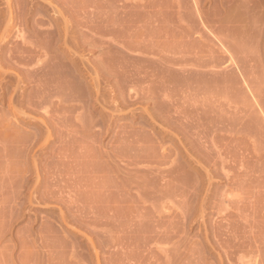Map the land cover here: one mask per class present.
Here are the masks:
<instances>
[{
    "label": "rangeland",
    "instance_id": "obj_1",
    "mask_svg": "<svg viewBox=\"0 0 264 264\" xmlns=\"http://www.w3.org/2000/svg\"><path fill=\"white\" fill-rule=\"evenodd\" d=\"M35 1H37V0H0V37L2 36L1 38L3 39L2 40L0 38V42H1L0 43V70L3 71V72L0 71V264H264V156H263L264 155L263 154L264 153V139H263L264 138V127H263L264 126V116H263V114H264V103L262 102L260 104V102L258 101L260 105L258 104V102L255 100V98L257 99L256 94L252 95V93L250 92V90L246 86L245 82L242 80L241 76L238 75V73H237L238 71L236 70L235 66L229 65L228 61H226L225 58H223L224 55L223 56L221 55L222 54L221 50L219 49V47H218L219 45L215 39H217L218 37H221V39H223L224 37H222V35L218 36L217 34L211 32L210 30L213 29L214 27L212 28L204 22L205 18H208L210 16V14H212L213 12H216V11H218V17L220 20L225 19L224 17H226L228 15H231V11H229L230 7H228L229 4H227V2L220 4L221 2H223V0H133V1H131V0H128V1L127 0L126 1L125 0H116V3H114L115 0H110V1L109 0H107V1L106 0H90V2L93 1L95 3L94 5H97V6H93L94 8L91 7L92 9L90 7H88V9H86V10H88L90 12L85 11L84 14L81 13V18L83 20V17H84V20H83L84 22L86 20L88 21L89 19H90L89 21L93 20L94 23H96L98 25L99 30H101L100 33L102 32L103 35L97 34L94 36L93 33H89V30L85 26H83V27L79 26L81 29H83L85 27L84 30H81L80 28H78L76 26L78 29V30H76V28L74 29L75 25L72 24L73 25V27H72V26H70L71 24L69 23V30H68L69 34H70V32L72 33L73 30H75L74 31L75 35H74V32L72 33L73 34L72 37H74L73 38L74 40L71 39V37H70L72 34H70V36H69L70 37L69 39L73 40V43H71L72 52H68L69 50H66V46L62 45V43H59V42H58L57 47H56L57 53L61 54V55H65L69 61L74 62L80 58L85 63L86 68L87 67L89 69H95L96 68V71L100 70V72H97L98 78L99 77L101 78L104 75V77L102 79H100V78L99 79L100 80H103L104 78L109 79L108 83L104 84L103 81H102V83H100V86L105 88L106 93L109 91L111 93H114L113 92L114 87L112 86L111 80L113 79V77L117 73V70L115 69L116 67H114V66L112 67V65H111L109 68L108 64L106 62L112 57L115 60V58L118 57L120 54H123V55L124 54H131L127 51V49L121 47L120 40L122 43L124 42V44L126 43L129 46H133V47L135 46L136 47L139 45L138 47H141V51L143 52L142 55H145L149 58H158L159 56L165 57V55L170 56L172 52H174V53L176 52L174 54V55H176L175 57L179 58L180 64L183 62L182 67L185 69L191 68L194 70H196V69L198 70L199 68L196 65H199V62H203L207 57L206 55L209 53L211 55L216 56V58L218 57L217 62L219 61L220 63L215 62L212 70H214V71L219 70V72H221L222 70H224L226 68L225 69L226 75L230 78L231 83H229V81H228L227 82L228 85L223 86L221 84V82L219 81V79H217L218 83L216 84L215 77H214V78H212L211 82L207 84L206 79L210 80L208 75L202 76L200 74L201 77H199L200 75L199 76L193 75L195 77L194 81L197 80L196 82H198V83L201 82L200 84L202 86V88H200L201 87L200 84H198V83L195 84V82L193 83V85L194 84L196 85V86L194 85V87L197 91V92H194V97L192 98L194 102L192 101V99L191 100L189 99L190 100V102H189L188 97L186 96L188 93H186L187 90H185L184 87L181 88V90L184 89L186 91L185 92L183 90L185 92V93L183 92L184 94H182V91H179L180 93L178 92L179 94L182 95V96H180V101L181 102L183 101L182 103L185 102L184 106H187V105H192V106L195 105V107L202 106L199 108L200 109L203 108V110H206V111L208 109V112L211 111L210 110V109H212L211 107L215 106V108L213 107V110L216 112L215 114L217 115V113L218 114L222 113V115L220 114V116H222V117L224 116V118L226 120V121L225 120L223 121V123H222L223 125L221 124L222 127L218 123L214 124V126H210L211 124L207 125L208 127L206 129V132L208 133V135H207V133L202 134L200 136V138L202 137L203 139L202 138L200 139L198 137L199 138L198 140L201 142V147L199 144H197V143H199V141L197 143H195L196 140L195 141H192L190 139L185 140L186 137L183 134L182 135L180 134L181 132H180V130H178L180 128L178 126H175L174 124H172L173 122L172 123L170 122L171 124H169V125H171V126H169V128H168V126L165 125L164 123L168 124L169 121L166 120V122H164V120H163L166 117H164L163 119L160 118L162 115L165 116V114H161V115H159L160 113L154 114L157 111L154 109L152 110V108L150 109V107H152V105H150V104L147 105L146 103H141V105L137 103L136 105L131 106V108H134V109H131L132 110L131 113H130V111H128V113H126L127 111H122V112H119V114L118 113L116 114L115 112H114L115 114H113V112H112V114L114 116L111 114L112 115V116H110L111 118L108 117V119L110 120L109 122L111 123L110 131L107 134H105L101 139H99L100 142H99V140H97L98 141L97 143L88 142V141H87L88 143H86V140H82V141H81V139L79 141L76 140V141H78L77 142L78 144L80 142H84V144H82V143L81 144L85 145V143H86L87 145L91 144L92 146L88 145L89 147H87V148H84V146H81L82 148H80L81 144L78 146L76 144H73V146L71 148L69 146H71L72 143H75L73 141L74 138L72 139V143L69 146H68V144H70L69 143L70 137H68L66 135L67 138L64 136V139H63V142L68 141V144L66 146L69 147L70 150L69 149L68 150L71 151V152L67 151L66 147H65L66 148V151H65V148H64V151H65V152H63L64 156H65L64 158L68 157L69 154H70L69 156H71L70 158L68 157L66 159V163L69 164L68 166L65 163V160L62 158V161L64 160V162H63L64 168L68 167L67 169H72V168L80 169V167H85V166L87 167L89 162H87V165H85L84 164V163H86L85 160L88 159L89 157L91 158V156H89L88 153H90V155H91L94 151L96 154L95 155L96 159L98 158L97 159L98 164L96 161L95 163H93V166H95V167H96V165H98V166H97V168H95V170L93 169V172H95L98 169V173H101V174L96 173V175L99 179L101 177L100 175L104 176V174H106L108 172V175H110L112 177L115 175H117L119 177H124V176L128 175L132 178L133 181H136V180L141 181L147 175V174L145 175V173H146L145 171L147 170L146 168L153 167L152 164L150 166L149 163H147V164L145 163L146 162L145 157H146V155L148 157V152H149V154H152L153 152L154 153L157 152L159 154V152L162 151L161 150L162 147L171 148L172 146H174L176 151L180 154L179 155V157L181 159L180 161H182L184 163L183 164L184 167H187L188 170L190 171V173L192 171L191 174L193 176L191 175V178L193 179V181H195L194 182L195 190L197 191V193H194V195L197 194L196 195L197 197L194 196L196 199L193 197V199H192L193 202L192 201H191V203L189 202V204H188L189 207L187 205V207L190 209L186 208L187 216L184 217L185 219L182 218V220H181V218L180 219L179 218H171V217H173V213H175V214L179 213L180 209L177 208L178 206L176 207L177 204L176 205L174 204L175 205L174 206L173 204L168 203L170 206L167 204L166 207L169 206L170 209H168L166 207H165V209L162 207L159 209L158 207H160V206H159V204H157L155 209L158 208L159 210H161L160 211L161 218L157 221L158 217H155V216H157V213L154 212V208H152L149 204H144L143 206L145 207V209L141 210L140 207H136V205L137 206H141V205L137 204L135 202H132L130 197H127L130 199V200L128 199L129 201L124 200V199H120V198H119V200H122V202L119 200H116V199H118V197L121 194L124 195V193L120 192L121 190L119 187L116 188L117 189L116 192H118V193L120 192L121 193V194L119 193L120 195L115 194L116 192L114 193V191H110V193L113 192L112 194H114V197L116 195L117 198L115 197L114 203L112 202L113 200L109 201L110 204H108V206L111 204L113 206V204H114V206L113 207L111 206V208H112L113 214H115V213L116 214L113 215L114 218L112 217V218L108 219L107 217L109 215V212H108V209H105L108 206H106L107 204L104 203V201L108 202L107 201L108 199H106L108 196L106 195L107 197L105 198V197H102L103 195L102 196H100V195L105 194V193L107 194L109 192L105 188H102L103 190H101L100 185L98 187L99 190H98V188H96V185L98 186V184H103V183H100V182H102L101 181L102 178L99 182L97 180L98 178L94 179V178H96L95 177L96 175L94 173H92V174H94V176H93L91 174V172H88V171H92L91 170L92 168L89 167L90 164L92 165L91 162L88 166L90 169L84 170V168L83 169L81 168L82 170L80 169L81 170L80 172L78 170H76V173H74L75 169H74V172L72 169L68 172L65 171L62 173H61V170L59 169L57 172V175H56L57 176L56 178L61 180V181L63 180V177H64L63 181H65V178L68 177L67 179L70 180L71 178L74 177V175H76L75 176L76 179L71 180V182L77 180V182L75 181V183H73V184L75 186H76V184L79 185V187L78 186L74 187L77 189V192L80 196L79 200L77 199L78 195L77 196L75 195L77 193L73 194L74 197H72L73 195H71V194L74 193V191H76V189L73 190V192H71L72 190H69L70 187L68 185H72V184H70L69 181L64 182V183H68L67 184L68 190L65 188L64 189L65 191H63V188L66 187V184L64 186V183L62 181V182H60L61 184L58 185L55 182L59 183V181L52 180L50 182L49 186L51 185V183L54 186L55 185L60 186V188L63 185V188H61L62 197H63L64 193H65L64 197H66L67 196L66 193H68V191H70L71 194L70 193L69 194L72 197V200H71L72 202L69 203L66 200V198L63 197V200H66V204L60 203V206H59V204L57 202H55V200L52 199V197L50 198L51 200L48 199L49 196L47 197L48 200L46 198L45 199H39V198L37 199L36 198L29 203L27 202L28 205L26 202L23 204H20L19 207H20L21 211L20 212L18 211L17 214L15 212H14L15 213L14 215L12 214V212L10 210L13 211L14 206L12 205L13 202L11 201V196H13V194H14V191H13L15 189L14 186H16V184H18L15 182H18L22 177L21 174H23V173H20V172L22 169H24V165L23 166L20 165L21 162L18 159L20 157L17 155L18 153L16 152L17 150H15L16 149L15 146H13L11 144L13 140H11V142H10V139L17 137V134L19 136V135L25 133L26 132L25 130H27V129H28L27 131H30V130L34 131L37 129V125H35L36 120L30 119L27 117L29 110L24 108L23 107L24 105H21L22 107L20 105L16 106V109L22 111L23 114L17 113V114H15V116H13L12 110L9 108V104L7 102L9 100L6 99L9 96L14 101L17 98L22 100V101H26L27 100V98H26L27 92H30L33 89L32 84L28 83L26 80H24L23 72L18 70L19 68L17 67V64L16 63H15L16 65L14 63L12 64V62H14L15 60L11 59V57L15 55V52L17 54V49L21 44L20 39L16 37L17 33H15V32H17V29L22 28L18 24L19 20L16 19V16L19 12L18 6H19V4H21L23 7L26 5L24 8L25 9L28 8L26 10L30 11L33 7H35L34 6L35 4L39 3L37 6L38 7L40 6V8L42 6V9H44V12H45L44 15L52 14L50 16L55 17L57 19L58 23L60 22V20H59L60 17L57 14H55L53 10L51 12V9H49L48 6H46V3H43V1H40V0H38L37 3ZM134 1H136L138 3L134 2ZM16 2L17 3L19 2L17 4L18 8L16 7ZM126 2H128V3H126ZM43 4H45V6ZM98 4H100V5H98ZM29 5H32V7L31 8L28 7ZM172 5H174V6H172ZM177 5H178V7H177ZM43 6L45 8H43ZM139 6H140V8H139ZM95 7H97V8H95ZM174 10H176V12ZM8 11H9V14H8ZM86 12L89 13L90 15L87 14ZM43 13H41V14L43 15ZM139 13H141V14H139ZM11 14H13V16ZM34 15L35 14L33 13L32 17H30V18H33ZM40 15L36 14L35 15L36 17L34 16V18H38V17L44 18L45 17L44 15L43 16L42 15L40 16ZM85 15L87 16L86 19H85V17H86ZM56 16H58V17H56ZM93 16H94V18H93ZM125 16H128V17H125ZM130 16H131V18H130ZM220 16H221V18H220ZM78 17L80 18V16H77L75 18L78 20ZM120 17H122V18H120ZM8 18H11V19L14 18V20L12 19L13 20L12 21L11 19H8ZM30 18H29L28 23L33 21V19H30ZM227 18L228 17H226V19ZM101 19H102V22H101ZM129 19H130V23H128ZM145 19H146V21H145ZM5 20H7V23ZM189 20H191V21H189ZM11 22H13V24ZM126 23H128V24H126ZM30 24H27V26L29 25L30 28L27 26H26L27 28L26 27L23 28V30L25 29L24 30L25 33L31 32L32 29H31ZM12 25H14V26H12ZM133 25H134V27H133ZM215 25L217 26V24H215ZM4 27H5V29H3ZM71 27L73 28V30H70ZM102 28H103V30H102ZM108 28H109V30H108ZM104 29H106L107 33L110 31L111 34L109 33L110 34L109 35L106 33V31L104 32ZM142 29H144V30H142ZM2 30H4V31H2ZM76 31H78V33H76ZM85 31H86V33H85ZM113 31H115V32H113ZM105 34H107L108 37ZM112 34L114 37H112ZM101 36H103V37H101ZM91 37L93 38V40ZM83 38L85 39V41L89 38H91V40H88V42L87 41L85 42ZM101 38H102V40H100ZM80 39L81 40L83 39L82 42L80 41ZM97 39L99 42L97 41ZM114 39L116 41L118 40V42L114 41ZM77 41H79V42H77ZM90 41H92V42H90ZM97 42L99 44L100 43L101 44L99 45ZM85 44L89 45V46H90V44H92V47L86 46ZM168 44H169V46H168ZM74 45L76 47L79 46V48L74 49ZM82 46H84V47H82ZM106 46H108V47L106 48ZM115 46H117V48ZM168 47H169V49H168ZM217 47H218V50H220V52L217 50ZM88 48H92V49H89V51H88ZM115 48L117 50H115ZM73 49L75 50V52H73ZM79 49H81V50H79ZM108 49L109 50L111 49V51H109ZM118 49H119V51H118ZM179 49H181V50H179ZM77 50H78V52H77ZM86 50H87V52H86ZM75 53H77V54H75ZM78 53H80V54H78ZM178 54H181V55H178ZM104 55H105V57H104ZM197 55H199V56L197 57ZM219 55H221L220 57H222L223 59L220 58ZM106 56H108V57H106ZM171 56H173V55H171ZM201 56H203V57H201ZM6 57H7V59H6ZM103 57L106 58V60H107V58H109V59L106 61ZM219 58H220V60H219ZM182 60H184V61H182ZM187 60H189V61H187ZM100 62L102 65L100 64ZM6 63H7V65H6ZM190 64H191V66H189ZM227 64H228V67H227ZM14 66L17 69H15ZM17 72L20 74H18ZM234 72L237 74H235ZM14 73H15V75H14ZM232 73H234V74H232ZM80 74L88 82H91L89 76L85 73L84 69H80ZM233 75L234 76L238 75L239 78L235 76L237 78V79H235L232 77ZM21 76L23 77V79L20 78ZM243 76L246 78L245 80H248V81L252 80L254 82H258L259 77L264 78V57L257 61V69L250 71L246 67L245 73ZM18 77H19V80L21 82L19 80L17 81ZM231 77L234 81L231 80ZM192 81H193V79H192ZM236 81H237V83H236ZM202 82L205 83L206 85L205 84L202 85ZM254 82H251V83H254ZM21 83H23V84H21ZM197 85H199L200 87H198ZM207 85H209L208 88H207ZM229 86L232 88H230ZM237 86H238V88H237ZM250 88H251V86H250ZM206 89H208V90H206ZM203 90H205V91H203ZM229 92H231V94ZM236 94H238V95H236ZM221 95H222V97H221ZM230 95H232V96H230ZM247 95H248V97H247ZM185 96H186V98H185ZM9 97H8V99H9ZM229 101H230V104H229ZM231 101L233 102V104ZM237 101H238V103H237ZM221 103L222 104L224 103L225 105H222ZM7 104H8V106H7ZM142 104H144V105H142ZM208 105L209 106L211 105V106L209 107ZM135 106H137V107H135ZM138 106L141 110H139ZM216 106H217V108H216ZM146 108H148V109H146ZM204 108H207V109H204ZM99 109H100V107H99ZM135 109H137V110L135 111ZM145 109L148 110L147 111V112H149L148 114H150L152 111L153 112L155 111V112L154 113L152 112L153 113L152 115L151 114L148 115V114H146L147 112H145L146 111ZM227 109H228V111H227ZM213 110L211 113L209 112L210 115H212V113H214ZM141 111H142V113H141ZM143 112H145V113H143ZM235 112H236V115H235ZM207 113H205V114H207ZM30 114L32 116H34L35 118L38 116V114H34L32 112L29 113L28 115H30ZM208 114L205 115L206 118L208 116H210ZM154 115L156 117H154ZM143 117H145V118H143ZM106 118H107V116H106ZM158 118H160L159 120H161V121H159ZM111 119H113L114 121L113 120L111 121ZM12 120H14V122ZM162 120L164 123L161 124ZM240 120H242V121H240ZM146 121H148V122H146ZM262 121H263V125H262ZM15 122H16V124H15ZM143 122L145 124H143ZM153 122H154V124H152ZM260 122H261V124H260ZM242 123L245 126L242 125V127H241L238 125V124H242ZM11 124H13V125H11ZM174 127H175L176 131H175ZM237 127H239V128H237ZM240 127H241V129H240ZM32 128H33V130H32ZM121 128H123V129H121ZM221 128H222V130L220 131L219 129H221ZM23 129H24V131H23ZM246 129H248V130H246ZM177 131L180 132L179 133L180 135L178 134ZM236 131H238V132H236ZM20 132H23V133L20 134ZM66 132L64 129L63 135ZM125 132H128L130 135L127 137L126 136L127 134H125ZM217 132H219V133H217ZM221 132L222 133L224 132V134H222ZM14 133H15V135H14ZM119 133H120V136H119ZM145 133H146V136L144 135ZM258 133H260V134H258ZM177 134L179 137L177 136ZM205 134H206V136H205L206 139L203 136ZM111 135H113V136H111ZM116 135H118V136H116ZM227 135L229 137H227ZM13 136H15V137H13ZM69 136L72 137V135H69ZM147 136H148V138H147ZM207 136H209L210 138ZM234 136H236V140L240 139L241 141L238 140L237 141L238 143L236 141H233V140H235V139H233V138H235ZM111 137H112V139H111ZM129 137H131V138H129ZM134 137H136V138H134ZM77 138H75V139H77ZM132 138H134V139H132ZM150 138H152V139L150 140ZM207 138H208V140H207ZM219 138H223V139H219ZM241 138L242 139L244 138V139L242 140ZM136 139H138V140L135 141ZM141 139L144 141H142ZM204 139H205V141H204ZM210 140L211 141L215 140L216 143L218 142L220 144V145H217L218 143L216 144L215 142L212 141L216 145V147L218 146L217 149L214 148L215 145L213 143L209 142ZM221 140H223V141H221ZM53 141H52V144L54 146L59 145V143H57L56 141H54V142ZM236 143L238 144V146L235 147L234 145ZM239 143H241V144H239ZM93 144H95V145H93ZM189 144H191V145H189ZM203 144L204 145L205 144H207V145L213 144V145L212 146L208 145L207 146L208 149H207L206 147H202ZM228 144H229V146H228ZM74 145H76L80 149H76L77 147L76 146L74 147ZM224 145H226V148ZM93 146H97V148L96 147L93 148ZM192 146H194V149L192 148ZM209 146H211V147H209ZM112 147H113L112 151L114 152V153H112V155L116 154L118 156V158H117V156H113V157H112V155L110 156V153L112 152L111 151ZM154 147H156V148H154ZM158 147H161V149H159ZM188 147H189V149H188ZM88 148H91V150ZM210 148H212L213 150L216 149L217 151L220 150L219 151L220 153H224L223 155L221 154L220 157L221 158L223 157L222 159L225 161V169L229 168L228 167L229 165L235 166V167L232 166L233 168L230 167L231 169H233L235 171V173L230 168L228 169L231 171L230 174H237V173L239 175L241 174V176L236 177V179H237V180L235 179L236 181L234 180L235 185L232 184L235 187L234 186H232V187H233V189L235 188L234 189L235 192L233 191L234 192L233 194L240 195L242 200L240 199L241 201L238 203V202H235V200L233 201L231 198V200H232L231 203L232 202L235 203V204L234 203L232 204L233 207H232V205H231V207L229 205L228 206L229 208L225 206L228 209L225 208L226 210L223 212L220 211L221 209H217V210H219V213L216 212L217 204L215 207V201L217 202V199L215 200V197L217 196V194L220 191H222L221 189H223V190L227 189V186L225 183H227L228 181L225 178H223L221 173H218V174H220L219 177L217 176L218 174H216L217 177L214 175V177H212L208 181L207 176L205 174H206V170L208 171L211 169L210 171H212V167H213L212 166L213 165L212 159L214 157V156L211 157V155H210V153L211 154L213 153V150ZM229 148H231V149H229ZM73 149H74V151H73ZM75 149L77 152L75 151ZM205 149L211 150V152L208 151L209 152V154H208L207 150H206V153H205ZM48 150H49V148H45L43 150L44 152L42 151V152L38 153L39 155L37 154L35 156V161H34L35 162V168L38 167L37 170L39 172H41L43 169H45L46 166L48 165V163L56 161V160L51 161V160H53L52 158H54V157H52V155L50 156V150L49 151ZM88 150H90V151H88ZM115 150L118 152H116ZM229 150H231V151L233 150V151L229 152ZM97 151H99L100 154ZM103 151H105V153ZM72 152H74V153H72ZM119 152H121V155ZM11 153L14 155H12ZM65 153L67 154V156ZM82 153L84 155L86 154L87 157L85 156V158H84ZM97 153L99 154V156ZM101 153H102V155H101ZM106 153H107V157H106ZM124 153L127 156L124 155ZM230 153L231 154L235 153L234 154L235 157L233 155H231ZM237 153H239V154H237ZM206 154H208V155H206ZM6 155H8L9 157ZM16 155L18 156V158H16L17 157ZM75 155H78V156L75 157ZM228 155H230L231 157H229ZM104 156L106 157L105 158L106 160L104 159ZM122 156H124V157H122ZM257 156H259V157H257ZM79 157H80V159H79ZM111 157H112V159H111ZM210 158H212V159H210ZM76 159L77 160L79 159L78 160L79 162ZM92 159L95 160V158H92ZM102 159H104V160H102ZM130 159L131 160L133 159L132 161L134 163ZM139 159L144 160V162L139 160ZM236 159L239 161L236 162L237 161ZM20 160L22 161V158ZM73 160H75V162H73ZM89 160L91 161V159H89ZM110 160H111V162H110ZM121 160H123V161H121ZM232 160H234V161H232ZM100 161H101V164H100ZM104 161L107 162L108 166H106L107 164ZM128 161L132 162L133 165L129 164L127 166L126 163ZM16 162H17V165L19 162V165L21 167H19V165L17 166ZM30 162L28 164L29 165L28 168L31 171L30 175L31 174L32 175L29 177V174L26 173V174H23V176L24 175L27 176V174H28L27 177L24 176L27 178L24 181V184H26L25 186H27V187H25L26 190L29 189V190L33 191V189L37 185L41 186L42 182H45V180H43V179H45V176L44 177L39 176L38 178H36L35 172L32 173L33 172L32 170H34V167H33L32 163H30ZM82 162H84V163H82ZM228 162H229V164H227ZM233 162H234V164L236 162L238 164V166H237V164L234 165ZM76 163H81L83 165L79 164L80 166L76 167V165H77ZM111 163L114 165H112ZM240 163H241V166H239ZM103 164L107 168L103 167ZM226 164H227V167H226ZM44 165H46V166H44ZM70 165H71V168H69ZM72 165L75 167H72ZM136 166H138V167H136ZM144 166H146V167H144ZM41 167H43V168H41ZM121 167H123L124 169ZM131 168H132V170H129ZM215 168L216 167H214V169ZM67 169H64V170H67ZM107 169H109V170L107 171ZM133 169L136 170V172ZM237 169H239V170H237ZM100 170H101V172H100ZM138 171H140V174L138 173ZM23 172H25V169ZM70 172H72L71 174H73L71 176V178L69 176H67V174ZM104 172H106V173H104ZM88 173H90V174H88ZM125 173H126V175H125ZM71 174H68V175H71ZM243 174H244V176H242ZM16 175L18 177H15ZM19 175H21V176L19 177ZM58 175H59V177H58ZM40 177L42 178L41 184L38 183V180ZM60 177L62 179H60ZM82 177H84V179ZM239 177H240V179H239ZM14 178H15V181L12 180ZM35 179H36V183L34 184ZM78 180H79L80 184L78 183ZM81 180L82 181L85 180V181H83V183L84 182L85 183L83 184ZM92 180H94V181L92 182ZM46 181L48 182L49 180L46 178ZM97 181H98V184H93L94 182L96 183ZM12 186L14 187V189H12L13 188ZM40 186L38 189L39 191L42 190L40 188ZM58 186H55L54 188L52 186V188L54 190H56L55 188H57ZM81 186H82V188H80ZM59 189L57 188V190H59ZM111 189H113V188H111ZM78 190L80 191V193ZM100 190H101V192H100ZM108 190H110V188ZM12 191H13V194H12ZM94 191H96V192H94ZM102 191L103 192L105 191V192L102 193ZM85 192H87L86 193L87 195L84 194ZM81 193H82V195H84V197L82 195H80ZM110 193L108 195L110 196V198H112L111 196H113V195L112 194L110 195ZM135 193H136L135 191L134 192L131 191V196L135 195ZM91 194H92V196H91ZM98 194H100V195H98ZM124 196H126V195H124ZM90 197H91V199H90ZM97 197H100V199ZM101 197H102V199H101ZM83 198H85V199H83ZM103 198H105V200H103ZM238 198L239 197H236V199L239 201ZM73 199L74 200L77 199L78 201L74 202ZM81 199H82V201H80ZM37 200H38V202H37ZM43 200H44V202H42ZM123 200L125 202H123ZM35 201H36V204H35ZM11 202H12V204H11ZM76 203L79 205H77L75 207ZM85 203H87V204H85ZM44 204H47V206H44ZM89 204H91L92 206ZM93 204H94V206L96 204V206L94 207ZM134 204H136V205H134ZM239 204H240V208H239ZM63 205H64V210H63ZM70 205H71V207H70ZM171 205H172V208H171ZM190 205H191V207H190ZM236 205H237L238 209L236 208ZM49 206H51V207H49ZM80 206H82V207H80ZM77 207H79V208H77ZM83 207H85V208H83ZM234 207H235V210H232V209H234ZM53 208H54V210H52ZM60 208H62V211ZM80 208H82L85 211H81L82 209H80ZM138 208H139V210H137ZM220 208H222V207H220ZM70 209H71V212H70ZM72 209H74L73 211H75V212H72ZM78 209L80 210V212H82V214H80ZM65 210H67V211H65ZM102 210L104 213L102 212ZM76 211L78 213H76ZM236 211H238L239 213ZM152 212H154L155 214ZM170 212L172 213V215ZM241 212H242V215H241ZM73 213L77 217L73 216L74 215ZM11 214H12V216H11ZM60 214H62V216L64 218H62V216ZM153 214H154V216H152ZM83 215H84V217H83ZM91 215H95V216H91ZM121 215H122V217H121ZM162 215H164V216H162ZM239 215H241V216H239ZM9 216H11L12 218ZM69 216H71L72 218ZM87 216L90 218H88ZM167 216H169V218ZM91 217H93V218H91ZM136 217H138V218H136ZM69 219H71V220H69ZM80 219H82V220L80 221ZM112 219H114V220L112 221ZM72 220H74V221L72 222ZM83 221L84 222L87 221V222L83 223ZM99 222H101V223H99ZM72 223H74V224H72ZM107 223H108V225H107ZM84 226H85V228L83 229ZM5 228H8V229H5ZM86 230L88 231V233H86L87 232ZM99 230H100V232H99ZM80 231H82V232H80ZM84 231H85V233H84ZM102 233H104L105 235ZM84 235H86V236H84ZM145 235H147V236L151 235V238H153L154 235H155L154 237H156V236L157 237L155 239L153 238L154 240L149 239V242H147V244H143L142 240H143V237ZM164 250H166V251H164Z\"/></svg>",
    "mask_w": 264,
    "mask_h": 264
},
{
    "label": "bare ground",
    "instance_id": "obj_2",
    "mask_svg": "<svg viewBox=\"0 0 264 264\" xmlns=\"http://www.w3.org/2000/svg\"><path fill=\"white\" fill-rule=\"evenodd\" d=\"M40 1H43V3H46V6H48L49 9H51V12L52 10L54 11L55 14H57L59 17H60V22L58 23L57 22V19L53 16H50V15H44L45 12H44V9H42V6L40 8V6L38 7L37 5L39 4H35L30 11L29 10H26L28 8H24L21 4H19V6L17 5L18 3L16 2V7L18 6L19 7V12L16 16V19L19 20L18 21V24L20 25V29H17V33L16 34V37L20 39L21 41V44L20 46L18 47L17 49V54L15 52V55L11 57L12 60H15L14 62H12V64L16 63L17 64V67L19 68L18 70L22 71L23 72V77H24V80H26L28 83H31L32 86H33V89L30 91V92H27V100L26 101H22L20 99H16L15 101L13 99H11V97H8L6 98L9 104V108L12 110V115L15 116V114L19 113V114H23L22 111L20 110H17L16 109V106L17 105H24L23 107L26 108L27 110H29V113H34V114H38V116L35 118L34 116H32L31 114L28 115L27 114V117L30 118V119H34L36 120V124L37 125V129L34 130V131H27L25 130L26 132L23 133V132H20L23 133L21 135L18 136L17 134V137L15 138H11L10 139V142L11 140L12 141V145L15 146V150H17L16 152L18 153L17 155L20 157L18 158V156L16 158L19 159V161L21 162V166L24 165V169H25V172L24 169L21 170L20 173H23V174H26L28 173L29 174V177L32 175H30L31 171L30 169L28 168V164L29 162L32 163L33 167H34V170H32L34 173L35 172V176L36 178H38L39 176L41 177H44L45 176V182H42L41 184V177L39 178L38 180V183L41 184L40 185H37L33 191L32 190H29L25 187L26 184H24V181L25 179H27L26 177L22 175L21 177V181L19 180L18 182H15V183H18L16 184L15 189L14 187L12 189H14V194H13V191H12V194L13 196H11V204L14 206L13 207V211L10 210L12 212V214L14 215L15 213L17 214V212L21 211L20 210V207L19 205L20 204H23V203H29L31 201H33L34 199H50L52 197V199L55 200V202H57L60 206V203H63V204H66V200L70 203L72 202V197H74L73 194H75L76 196L78 195V200H79V194L77 192V189L74 188V187H79V185L76 184V186L73 184L75 183V181L77 182V180L75 181H72L71 180H74L76 179L74 175L73 178H71V176L73 174H71L72 172L68 173V174H71V175H68L70 178V180H68L67 178H65V181L64 180V177H63V183L64 182H70V184L72 185H68L70 188L69 190H72L71 192H73V190L76 189V191H74V193H70V191H68L67 196L63 197L66 198V200H63V197H62V190L61 188H63V185L61 186H58L60 185L62 182L61 180L57 179L56 175H57V172L58 170L60 169L61 170V173L62 172H68L70 170L73 169V172H74V169L75 168H72V169H67L68 165L66 163V159L71 156L68 155V157L64 158V153L66 151V148H67V151L70 150L69 147L72 148L73 144H76L77 146L80 145L81 143L84 144V142H80L79 144L77 143L80 139L81 141L82 140H86V143L88 142H93V143H97L99 139H101L105 134H107L109 131H110V125L111 123L109 122L110 120L108 119L111 118L110 116H112L113 114H119V112H122V111H127L126 113H128V111H130L131 113V109H134V108H131V106H134L136 105L137 103L141 105V103H146L147 105H152V107H150V109L152 108V110H156L157 112H153L154 114H158L160 113L159 115L161 114H165V116H161L160 118H164V122L169 121V123H164L163 120L161 122L164 123L165 125L168 126H171L169 124H174L175 126H178L180 129V132H178V134L180 133L181 135L183 134L185 137V140L187 139H190L192 141H195V143H197L200 138V136L204 133H207L206 132V129H207V125L208 124H211L210 126H214V124H222L223 121L225 120L224 116H220V114L222 115V113H217V115L215 114L216 112L213 110V107L215 108V106L211 107L212 109H210L211 111H209L210 113L212 112V110L214 111V113H212V115H210V113L208 112V109L207 108H204V109H207L206 110H203V108H199V107H202V106H199V107H195L192 106V105H187V106H184V103H182L180 101V96H182L181 94H179L180 92L179 91H182V94H184L187 90L186 93H188L186 96L188 97V100L192 99L194 97V92H197L194 85L197 84L198 82L194 81V76L193 75H197L199 76L200 74L203 76V75H208L210 80L206 79V83H210L212 78L215 77V81H216V84L218 83L217 79H219V81L221 82V84L224 86V85H228V81L229 83L230 82V78L226 75V68L224 70H222L221 72L218 71H214L212 70L213 69V66H214V63L217 62V59L218 57L216 58V56L214 55H211L210 53L207 54L205 57L206 59L203 61V62H199V65H196L198 66V70H194V69H185L183 68L182 66V60L181 64L179 63V58L175 57L176 55H174L175 53L172 52L171 55L173 56H167L165 55V57H158V58H149L145 55H142V51H141V47H138V46H129L127 45L126 43L124 44V42L122 43L121 40H120V45L122 48H125L127 49V51L131 54H120L118 57L114 58H104L105 55H104V59L107 61H105L107 64H108V67L110 68V66L112 65V67H116L115 69L117 70V73L115 74V76L113 77V79L111 80L112 81V86L114 87V93H111L110 91L106 93L105 91V88L104 87H101L100 86V83H108L109 82V79L108 78H104L103 80H100L104 77V75L99 79L98 76H97V72H100L99 71H96V68L95 69H89L88 67L86 68L85 66V63L83 62L82 59H77L76 61H69L65 55H61V54H58L57 51H56V47H57V44L58 42L59 43H62V45H65L66 46V50H69L68 52H72V45L71 43H73V32L75 30H73V25H75L74 29L77 27L80 28L79 26L83 27H87V29L89 30V33H93V35H103V33L99 30V27L96 23H94V21H83L84 20V17H83V20L81 18V13L84 14L85 11H88L86 9H88V7H92L94 8L93 6H97V5H94L95 3L92 1L90 2V0H40ZM39 1V2H40ZM45 1V2H44ZM107 1V0H106ZM110 1V0H109ZM126 1V0H125ZM128 1V0H127ZM133 1V0H131ZM23 2V1H22ZM33 2V1H32ZM31 2V3H32ZM36 3L38 2L35 1ZM136 2V1H134ZM224 2H227V4H229L228 7L229 8V11H231V15H228L226 17H228L226 19V17H224L225 19H222L220 20L219 17H218V11L216 12H213L212 14H210V16L208 18H205L204 19V22L206 24H208L210 27H214L213 29H211L210 31L217 34L218 36L222 35V37H224L223 39H221V37H218L217 39H215L218 43V47L219 49L221 50V55L225 58L226 61H228L229 65H232V66H235L236 70L238 71V75L241 76L242 80L245 82L246 86L248 87V89L250 90V92L253 94H256L257 96V99L255 98V100L258 102H260V104L263 102L264 103V78H261L259 77V81L258 82H254V81H248V80H245L246 78L243 76L244 73H245V68L247 67V69H249L250 71L254 70V69H257V61L261 58L264 57V0H223V2H221L220 4L224 3ZM6 3V2H5ZM100 3V2H99ZM112 3V2H111ZM116 3V0L115 2ZM128 3V2H126ZM138 3V2H136ZM140 3V2H139ZM178 3V2H177ZM183 3V2H182ZM26 4V3H25ZM42 4V3H41ZM40 4V5H41ZM97 4V3H96ZM103 4V3H102ZM142 4V3H141ZM21 5V6H20ZM33 5V4H32ZM32 5H29L28 7H32ZM45 6V4H43ZM100 5V4H98ZM124 5V4H123ZM148 5V4H147ZM43 6V8H45ZM120 6V5H119ZM129 6V5H128ZM174 6V5H172ZM176 6V5H175ZM17 7V8H18ZM38 7V8H37ZM136 7V6H135ZM178 7V5H177ZM91 8V9H92ZM97 8V7H95ZM100 8V7H99ZM102 8V7H101ZM119 8V7H118ZM121 8V7H120ZM140 8V6H139ZM175 8V7H174ZM7 9V8H6ZM25 9V10H24ZM47 9V8H46ZM45 9V10H46ZM127 9V8H126ZM170 9V8H169ZM94 10V9H93ZM111 10V9H110ZM115 10V9H114ZM120 10V9H119ZM143 10V9H142ZM125 11V10H124ZM176 12V10H174ZM173 11V12H174ZM228 11V10H227ZM228 11V12H229ZM16 12V13H17ZM44 12V13H43ZM90 12V11H88ZM93 12V11H92ZM110 12V11H109ZM12 13V12H11ZM14 13V12H13ZM33 13L36 15V14H41L43 13V15L45 16L44 18H30L32 17ZM87 13V12H86ZM94 13V12H93ZM111 13V12H110ZM8 14H9V11H8ZM48 14V13H47ZM80 14V15H79ZM89 14V13H87ZM114 14V13H113ZM141 14V13H139ZM166 14V13H165ZM13 16V14H11ZM15 15V14H14ZM42 15V14H41ZM40 15V16H41ZM42 15V16H43ZM90 15V14H89ZM108 15V14H107ZM112 15V14H111ZM144 15V14H143ZM188 15V14H187ZM226 15V14H225ZM8 16V15H7ZM10 16V15H9ZM11 16V17H12ZM56 16V17H58ZM77 16H80V18L78 17V20L75 18ZM83 16V15H82ZM86 16V15H85ZM36 17V16H35ZM112 17V16H111ZM125 17H128V16H125ZM29 18L30 19H33V21H31L30 23L29 22ZM87 18V16L85 17V19ZM94 18V16H93ZM92 18V19H93ZM122 18V17H120ZM131 18V16H130ZM180 18V17H179ZM221 18V16H220ZM223 18V17H222ZM7 19V18H6ZM8 19H11V18H8ZM14 20V18H12ZM11 19V20H12ZM15 19V20H16ZM176 19V18H175ZM12 20V21H13ZM16 20V21H17ZM127 20V19H126ZM4 21V20H3ZM6 23H7V20H5ZM15 21V22H16ZM146 21V19H145ZM191 21V20H189ZM101 22H102V19H101ZM105 22V21H104ZM5 23V22H4ZM9 23V22H8ZM13 24V22H11ZM10 23V24H11ZM69 23L71 24L70 26H72L70 28V30H73V32L70 34H72L70 36L69 34ZM130 23V19H129V22ZM126 23V24H128ZM143 23V22H142ZM145 23V22H144ZM17 24V25H18ZM27 24H30L31 25V32H28V33H25V29L23 30L24 27L27 26ZM113 24V23H112ZM134 24V23H133ZM194 24V23H193ZM217 24V26L215 25ZM16 25V26H17ZM18 25V26H19ZM195 25V24H194ZM14 26V25H12ZM15 26V27H16ZM77 26V27H76ZM131 26V25H130ZM137 26V25H136ZM135 26V27H136ZM139 26V25H138ZM14 27V28H15ZM27 27L30 28V26L28 25ZM26 27V28H27ZM84 27V28H85ZM104 27V26H103ZM127 27V26H126ZM134 27V25H133ZM180 27V26H179ZM2 28V27H1ZM81 29V30H84ZM207 28V27H206ZM5 29V27L3 28ZM11 29V28H10ZM86 29V30H87ZM9 30V29H8ZM103 30V28H102ZM109 30V28H108ZM132 30V29H131ZM144 30V29H142ZM181 30V29H180ZM4 31V30H2ZM11 31V30H10ZM106 31V29H104V32ZM8 32V31H7ZM115 32V31H113ZM136 32V31H135ZM146 32V31H145ZM4 33V32H3ZM30 33V34H29ZM76 33H78V31H76ZM86 33V31H85ZM88 33V34H89ZM107 33V31H106ZM110 31L107 33L109 34ZM118 33V32H117ZM131 33V32H130ZM140 33V32H139ZM151 33V32H150ZM105 34L107 37L108 35ZM111 34V33H110ZM109 34V35H110ZM122 34V33H121ZM137 34V33H136ZM15 35V34H14ZM74 35H75V32H74ZM117 35V34H116ZM184 35V34H183ZM71 39H69L70 37ZM77 36V35H76ZM119 36V35H118ZM121 36V35H120ZM126 36V35H125ZM135 36V35H134ZM2 37V36H1ZM0 37V38H1ZM103 37V36H101ZM112 37L113 34H112ZM141 37V36H140ZM144 37V36H143ZM151 37V36H150ZM76 38V37H75ZM82 38V37H81ZM92 38V37H91ZM91 38L87 39L86 41L88 42V40H91ZM95 38V37H94ZM100 38V37H99ZM98 38V39H99ZM152 38V37H151ZM2 39V38H1ZM77 39V38H76ZM84 39V38H83ZM82 39V40H83ZM97 39V41H98ZM3 40V39H2ZM78 40V39H77ZM82 40L80 39V41L82 42ZM93 40V38H92ZM102 40V38L100 39ZM107 40V39H106ZM112 40V39H111ZM72 41V42H71ZM85 41V39H84ZM85 41V42H86ZM95 41V40H94ZM114 41H116L114 39ZM75 42V41H74ZM79 42V41H77ZM92 42V41H90ZM96 42V41H95ZM99 42V41H98ZM97 42V43H98ZM106 42V41H105ZM108 42V41H107ZM111 42V41H110ZM118 42V40L116 41ZM1 43V42H0ZM109 43V42H108ZM154 43V42H153ZM75 44V43H74ZM83 44V43H82ZM89 44V43H88ZM99 44V43H98ZM101 44V43H100ZM99 44V45H100ZM86 45V44H85ZM133 45V44H132ZM175 45V44H174ZM86 46H89V45H86ZM90 46L92 47V44H90ZM89 46V47H90ZM102 46V45H101ZM169 46V44H168ZM84 47V46H82ZM104 47V46H103ZM102 47V48H103ZM108 46H106L107 48ZM117 48V46H115ZM120 47V46H119ZM138 47V48H137ZM159 47V46H158ZM164 47V46H163ZM172 47V46H171ZM218 47H217V50H218ZM78 49L79 46H75L74 45V49ZM111 48V47H110ZM115 48V50H117ZM140 48V49H139ZM183 48V47H182ZM73 49V52H75V50ZM89 49H92V48H88V51ZM141 51H139V50ZM169 49V47H168ZM81 50V49H79ZM84 50V49H83ZM102 50V49H101ZM109 50V49H108ZM148 50V49H147ZM172 50V49H171ZM181 50V49H179ZM220 50H218L220 52ZM111 51V49L109 50ZM119 51V49H118ZM173 51V50H172ZM9 52V51H8ZM78 52V50H77ZM84 52V51H83ZM87 52V50H86ZM147 52V51H146ZM145 52V53H146ZM181 52V51H180ZM184 52V51H183ZM218 52V53H219ZM149 53V52H148ZM153 53V52H152ZM179 53V52H178ZM190 53V52H189ZM77 54V53H75ZM74 54V55H75ZM80 54V53H78ZM155 54V53H154ZM188 54V53H187ZM13 55V54H12ZM116 55V54H115ZM178 55H181V54H178ZM219 55V57L221 56ZM10 56V55H9ZM8 56V57H9ZM199 55H197L198 57ZM84 57V56H83ZM108 57V56H106ZM115 57V56H114ZM203 57V56H201ZM14 58V59H13ZM75 58V57H74ZM102 58V59H103ZM222 58V57H220ZM219 58V60H220ZM222 58V59H223ZM7 59V57H6ZM9 59V58H8ZM103 59V60H104ZM10 60V59H9ZM98 60V59H97ZM93 61V60H92ZM91 61V62H92ZM95 61V60H94ZM101 61V60H100ZM189 61V60H187ZM222 61V60H221ZM8 62V61H7ZM219 62V61H218ZM217 62V63H218ZM224 62V61H223ZM96 63V62H95ZM99 63V62H98ZM186 63V62H185ZM220 63V62H219ZM5 64V63H4ZM15 64V65H16ZM97 64V63H96ZM101 64V62H100ZM7 65V63H6ZM9 65V64H8ZM95 65V64H94ZM102 65V64H101ZM187 65V64H186ZM185 66V65H184ZM191 66V64L189 65ZM246 66V67H245ZM3 67V66H2ZM15 67V66H14ZM94 67V66H93ZM220 67V66H219ZM218 67V68H219ZM227 67H228V64H227ZM7 68V67H6ZM5 68V69H6ZM108 68V69H109ZM189 68V67H188ZM208 68V69H207ZM211 68V69H210ZM232 68V67H231ZM15 69H17L15 67ZM80 69H84L85 70V73L89 76L90 78V81L91 82H88L85 78H83V76L80 74ZM99 69V68H98ZM1 71V70H0ZM8 71V70H7ZM16 71V70H15ZM82 71V70H81ZM182 71V72H181ZM3 72V71H1ZM10 72V71H9ZM13 73V72H12ZM18 73V72H17ZM93 73V74H92ZM110 73V72H109ZM228 73V72H227ZM235 73V72H234ZM232 73V74H234ZM235 73V74H237ZM20 74V73H18ZM22 74V73H21ZM4 75V74H3ZM8 75V74H7ZM10 75V74H9ZM15 75V73H14ZM201 75L199 77H201ZM238 75H235L236 77H238ZM19 76V75H18ZM100 76V75H99ZM112 76V75H111ZM193 76V77H192ZM234 75L232 76L233 78L237 79ZM261 76V75H260ZM23 77L21 76L20 78L23 79ZM86 77V76H85ZM198 77V78H199ZM231 77V80H233ZM239 78V77H238ZM261 78V79H260ZM193 79V81H192ZM200 79V78H199ZM19 80V77L17 78V81ZM16 81V82H17ZM20 81V80H19ZM101 81V82H100ZM234 81V80H233ZM21 82V81H20ZM19 82V83H20ZM195 82V84L193 85V83ZM251 82H254V83H251ZM15 83V82H14ZM201 82H199L198 84H200ZM227 83V84H226ZM237 83V81H236ZM240 83V82H239ZM23 84V83H21ZM205 84L202 82V85ZM220 84V83H219ZM250 84V85H249ZM206 85V84H205ZM17 86V85H16ZM111 86V87H112ZM196 86V85H195ZM198 87L200 86L197 85ZM209 85H207V88H208ZM221 86V85H220ZM242 86V85H241ZM251 86V88H250ZM184 87V91L181 90V88ZM230 87V86H229ZM107 88V87H106ZM197 88V87H196ZM202 88V86L200 87ZM226 88V87H225ZM232 88V87H230ZM238 88V86H237ZM13 89V88H12ZM23 89V88H22ZM211 89V88H210ZM200 90V89H199ZM208 90V89H206ZM245 90V89H244ZM21 91V90H20ZM19 91V92H20ZM205 91V90H203ZM217 91V90H216ZM243 91V90H242ZM179 92V93H178ZM184 92V93H183ZM223 93V92H222ZM231 94V92H229ZM237 93V92H236ZM250 93V94H251ZM228 94V93H227ZM235 94V93H234ZM247 94V93H246ZM24 95V94H23ZM238 95V94H236ZM185 96V98H186ZM232 96V95H230ZM5 97V96H4ZM3 97V98H4ZM215 97V96H214ZM222 97V95H221ZM248 97V95H247ZM25 98V97H24ZM225 98V97H224ZM223 98V99H224ZM182 99V98H181ZM241 99V98H240ZM189 100V102H190ZM195 100V99H194ZM221 100V99H220ZM230 100V99H229ZM193 101V99H192ZM217 101V100H216ZM225 101V100H224ZM181 102V103H180ZM194 102V101H193ZM232 102V101H231ZM236 102V101H235ZM258 102V104H259ZM216 103V102H215ZM225 103V102H224ZM222 104V105H225V104ZM238 103V101H237ZM249 103V102H248ZM7 104V106H8ZM187 104V103H186ZM192 104V103H191ZM212 104V103H211ZM229 104H230V101H229ZM228 104V105H229ZM233 104V102H232ZM259 104V105H260ZM139 105V106H140ZM144 105V104H142ZM258 105V106H259ZM19 106V107H20ZM138 106V108H139ZM209 106V105H208ZM211 106V105H210ZM209 106V107H210ZM230 106V105H229ZM236 106V105H235ZM22 107V106H21ZM100 107V109H99ZM137 107V106H135ZM146 107V106H145ZM148 107V106H147ZM220 107V106H219ZM226 107V106H225ZM231 107V106H230ZM237 107V106H236ZM23 108V109H24ZM217 108V106H216ZM223 108V107H222ZM227 108V107H226ZM232 108V107H231ZM98 109V110H97ZM148 109V108H146ZM145 109V110H146ZM137 109H135L136 111ZM139 110H141L139 108ZM223 110V109H222ZM263 110V109H262ZM134 111V110H133ZM148 110H146L145 112H147ZM228 111V109H227ZM238 111V110H237ZM113 112V114H112ZM115 112V113H114ZM143 112V113H145ZM150 113L151 115L153 113ZM209 114H208V113ZM230 112V111H229ZM249 112V111H248ZM125 113V112H124ZM134 113V112H133ZM142 113V111H141ZM149 112H147L146 114H148ZM207 113L208 116L206 118L205 114ZM112 114V115H111ZM122 114V113H121ZM120 114V115H121ZM148 114V115H150ZM224 114V113H223ZM230 114V113H229ZM133 115V114H132ZM235 115H236V112H235ZM107 116V118H106ZM114 116V115H113ZM229 116V115H228ZM264 116V114H263ZM17 117V116H16ZM22 117V116H21ZM20 117V118H21ZM151 117V116H150ZM153 117V116H152ZM154 117H156L154 115ZM159 117V116H158ZM18 118V117H17ZM23 118V117H22ZM145 118V117H143ZM158 118V120L160 119ZM228 118V117H227ZM226 118V119H227ZM232 118V117H231ZM6 119V118H5ZM150 119V118H149ZM153 119V118H152ZM151 119V120H152ZM157 119V118H156ZM235 119V118H234ZM262 119V118H261ZM113 119H111L112 121ZM147 120V119H146ZM207 120V121H206ZM236 120V119H235ZM251 120V119H250ZM14 122V120H12ZM114 121V120H113ZM155 121V120H154ZM161 121V120H159ZM226 121V120H225ZM228 121V120H227ZM242 121V120H240ZM31 122V121H30ZM148 122V121H146ZM171 122V123H170ZM221 122V123H220ZM11 123V122H10ZM142 123V122H141ZM239 123V122H238ZM241 123V122H240ZM16 124V122H15ZM18 124V123H17ZM143 124H145L143 122ZM154 124V122L152 123ZM261 124V122H260ZM13 125V124H11ZM116 125V124H115ZM173 125V126H174ZM223 125V124H222ZM221 125V127H222ZM239 126L242 127L243 123L242 124H238ZM262 125H263V121H262ZM17 126V125H16ZM245 126V125H243ZM254 126V125H253ZM124 127V126H123ZM232 127V126H231ZM240 127V129H241ZM247 127V126H246ZM256 127V126H255ZM254 127V128H255ZM264 127V126H263ZM167 128V127H166ZM177 128V127H176ZM214 128V127H213ZM239 128V127H237ZM25 129V128H24ZM23 129V131H24ZM64 129H65V134L63 135L64 133ZM123 129V128H121ZM125 129V128H124ZM175 129V127H174ZM173 129V130H174ZM234 129V128H233ZM33 130V128H32ZM170 130V129H169ZM215 130V129H214ZM218 130V129H217ZM220 131L222 130L219 129ZM226 130V129H225ZM224 130V131H225ZM237 130V129H236ZM244 130V129H243ZM248 130V129H246ZM251 130V129H250ZM176 131V129H175ZM213 131V130H212ZM229 131V130H228ZM231 131V130H230ZM132 132V131H131ZM214 132V131H213ZM238 132V131H236ZM258 132V131H257ZM133 133V132H132ZM169 133V132H168ZM219 133V132H217ZM222 133V132H221ZM227 133V132H226ZM116 134V133H115ZM122 134V133H121ZM125 134H127L126 136L128 137L130 134L128 132H125ZM177 134V136H178ZM179 134V135H180ZM224 134V132L222 133ZM233 134V133H232ZM240 134V133H239ZM246 134V133H245ZM260 134V133H258ZM15 135V133H14ZM66 135L68 137H70V141L68 144V141L67 142H63V139H64V136L66 137ZM69 135H72L69 136ZM110 135V134H109ZM146 136V133L144 134ZM175 135V134H174ZM208 135V133H207ZM231 135V134H230ZM113 136V135H111ZM118 136V135H116ZM119 136H120V133H119ZM204 137L206 136L203 135ZM263 136V135H262ZM261 136V137H262ZM79 139H78V138ZM179 137V136H178ZM199 137V138H198ZM209 137V136H207ZM227 137H229L227 135ZM235 140L233 141H238L236 140V136H234ZM238 137V136H237ZM67 138V137H66ZM77 138V139H74ZM131 138V137H129ZM136 138V137H134ZM132 138V139H134ZM146 138V137H145ZM148 138V136H147ZM183 138V139H184ZM202 138V137H201ZM200 138V139H201ZM210 138V137H209ZM212 138V137H211ZM239 138V137H238ZM251 138V137H250ZM72 139L75 143H72ZM112 139V137H111ZM152 138H150L151 140ZM203 139V138H202ZM206 139V137H205ZM204 139V141H205ZM213 139V138H212ZM219 139H223V138H219ZM227 139V138H226ZM230 139V138H229ZM242 139V138H241ZM244 139V138H243ZM242 139V140H243ZM264 139V138H263ZM2 140V139H1ZM56 141L57 143H59V145H53L52 144V141ZM78 140V141H76ZM128 140V139H127ZM138 139H136L135 141H137ZM142 140V139H141ZM147 140V139H146ZM208 140V138H207ZM246 140V139H245ZM53 141V142H54ZM88 141V142H87ZM144 141V140H142ZM202 141V140H201ZM213 141V140H212ZM211 140L209 142L213 143L215 142V140L212 142ZM223 141V140H221ZM232 141V142H233ZM241 141V140H240ZM100 142V140H99ZM220 142V141H219ZM228 142V141H227ZM72 143V145H71ZM85 145H80V148H82L81 146H84V148H87L89 146H92L91 144H86ZM203 143V142H202ZM207 143V142H206ZM216 143V142H215ZM218 143V142H217ZM216 143V144H217ZM221 143V142H220ZM238 143V142H237ZM236 143V144H237ZM4 144V143H3ZM68 144L71 145L69 147H67L66 145ZM174 144V143H173ZM172 144V145H173ZM188 144V143H187ZM200 145L201 147V142L199 141V143H197ZM214 144V143H213ZM213 144H208V145H213ZM227 144V143H226ZM234 145L235 147L238 146L237 145ZM241 144V143H239ZM74 145V147L76 146ZM95 145V144H93ZM161 145V144H160ZM159 145V146H160ZM191 145V144H189ZM206 145V146H205ZM203 144L202 147H206L207 148V144ZM215 145V144H214ZM217 145H220L219 143ZM76 146V147H77ZM86 146V147H85ZM98 146V145H97ZM97 146H93V148H97ZM153 146V145H152ZM209 146V147H211ZM225 148H226V145H224ZM223 146V147H224ZM229 146V144H228ZM66 147V148H65ZM100 147V146H99ZM171 147V146H170ZM173 147V148H172ZM171 148H165V147H158L159 149H161L162 151L159 152V154L157 152H153L152 154H149L148 152V157L146 155V159H145V163H149L150 166L151 164L153 165V167H148L146 168L147 170L144 172L146 177L144 179H142L141 181H133L132 178L128 175H125L124 177H119L117 175L115 176H110L108 175V170L107 169V173L103 175H98L100 177V179L97 177L96 173H98V169L93 172V169L95 170V168H97L98 165L93 166V163H95L97 161L96 159V154L95 152L93 151V153L89 156H91V158L89 157L88 159L85 160L86 163H84L85 165H87V162L88 165L87 167L89 166L90 162L92 163V165L90 164L89 167H91L92 171H88V172H91L94 173L96 176V178L94 179H97L99 182L102 178V182L100 183H103V184H98V181L93 184H98V186L96 185V188L101 187V190H103L102 188H105L109 193L110 191H114V193L116 192V188H120V192L121 193H124V196L123 194H120L118 192H116L115 194H119L120 196L118 197V199L116 200H119L120 199H124V200H128L129 198L127 197H130L131 198V201L132 202H135L137 204H140L141 206H137L136 204V207H140L141 210L142 209H145V207L143 206L144 204H149L152 208H154V212L157 213V216L155 217H158L157 221L161 218V213L159 210L161 207L165 209V207L167 206L168 203L170 204H177L176 207L179 210V213H173V217L171 218H182L185 219L184 217L187 216V212H186V208L187 209H190L188 208L189 207V202L191 203V201L193 202V197H197L194 193H197V191L195 190V184L193 181V179L191 178V173L190 171L188 170L187 167H184V163L182 161H180V157H179V153L176 151L175 147L172 146ZM218 147V146H217ZM216 145L214 146V148H216ZM11 148V147H10ZM14 148V147H13ZM45 148H49L50 150V156L52 155V157H56L55 159L52 158L53 160L51 161H54V162H50L48 163V165H44L46 166L45 169H41L39 172L37 170V168H35V156L42 152ZM52 148V149H51ZM64 148H65V151H64ZM79 147H77L76 149H80ZM92 148V147H91ZM91 148H88L91 150ZM92 148V149H93ZM156 148V147H154ZM192 148L194 149V146H192ZM220 148V147H219ZM234 148V147H233ZM232 148V149H233ZM240 148V147H239ZM7 149V148H6ZM69 149V150H68ZM75 149V151H76ZM113 147L111 148V151H112ZM116 149V148H115ZM122 149V148H121ZM153 149V148H152ZM189 149V147H188ZM203 149V148H202ZM208 149V148H207ZM205 149V153H206V150ZM212 149V148H210ZM216 149H212L213 150V155L210 153L211 157L210 159H212V171L210 170H206V176H207V179L208 181L214 177V175L216 176V174L218 173H221L223 178H225L228 182L225 183L226 186H227V189H221L222 191H220L217 196L215 197V200L217 199V202L215 201V207H216V204H217V207H216V212L219 213V210L217 209H221L220 211H225L226 209H228L229 205L231 207V205L234 203L231 201L235 200V202H240L242 199H241V196L238 195V194H233L235 191L233 189L232 186H234L235 184V181L237 180L236 177L238 176H241V174L239 175L237 172V174H230V170H228L230 167H232L233 165H229L227 169H225V161L220 157L221 154L223 155L224 153H220L219 151H217ZM222 149V148H221ZM231 149V148H229ZM12 150V149H11ZM48 150V151H49ZM84 150V149H83ZM88 150V151H90ZM98 150V149H97ZM217 152H216V151ZM224 150V149H223ZM222 150V151H223ZM236 150V149H235ZM234 150V151H235ZM14 151V150H13ZM74 151V149H73ZM110 151V152H111ZM116 151V150H115ZM121 151V150H120ZM149 151V150H148ZM155 151V150H154ZM211 152V150H207V153L209 154V152ZM228 151V150H227ZM226 151V152H227ZM231 150H229L230 152ZM233 151V150H232ZM231 151V152H232ZM11 152V151H10ZM44 152V151H43ZM46 152V151H45ZM71 152V151H69ZM77 152V151H76ZM79 152V151H78ZM87 152V151H86ZM99 152V151H97ZM102 152V151H101ZM105 153V151H103ZM118 152V151H116ZM224 152V151H223ZM225 152V153H226ZM68 153V152H67ZM74 153V152H72ZM112 153H114L113 151L110 153V156L112 155ZM120 155H121V152H119ZM259 153V152H258ZM9 154V153H8ZM12 154V153H11ZM66 154V153H65ZM83 154V153H82ZM87 154V155H88ZM94 154V155H93ZM98 154V153H97ZM100 154V152H99ZM98 154V156H99ZM206 154V155H208ZM215 154V155H214ZM217 154V155H216ZM227 154V153H226ZM231 154V153H230ZM235 153H232L231 155H234ZM239 154V153H237ZM264 154V153H263ZM14 155V154H12ZM39 155V154H38ZM41 155V154H40ZM102 155V153H101ZM105 155V154H104ZM119 155V154H118ZM124 155H126L124 153ZM205 155V156H206ZM8 156V155H6ZM67 156V154H66ZM78 155H75V157H77ZM86 154L84 155L83 154V157L85 158ZM94 156V157H93ZM113 156H117L116 154L112 155ZM127 156V155H126ZM226 156V155H225ZM224 156V157H225ZM229 157H231L230 155H228ZM240 156V155H239ZM260 156V155H259ZM257 156V157H259ZM264 156V155H263ZM9 157V156H8ZM39 157V156H38ZM73 157V156H72ZM74 157V158H75ZM87 157V156H86ZM102 157V156H101ZM106 157H107V153H106ZM104 156V159L106 158ZM111 157V159H112ZM124 157V156H122ZM137 157V156H136ZM143 157V156H142ZM208 157V156H207ZM227 157V156H226ZM256 157V158H257ZM7 158V157H6ZM15 158V157H14ZM22 158V161L20 160ZM62 158L65 160V163L67 164V168H64V160L62 161ZM92 158H95V160H93ZM118 158V156H117ZM116 158V159H117ZM17 159V160H18ZM80 159V157H79ZM78 159V160H79ZM83 159V158H82ZM91 159V161L89 160ZM100 159V158H99ZM102 159V160H104ZM115 159V158H114ZM143 159V158H142ZM192 159V158H191ZM239 159V158H238ZM241 159V158H240ZM50 160V159H49ZM77 160V159H76ZM77 160V161H78ZM88 160V161H87ZM101 160V161H102ZM106 160V159H105ZM125 160V159H124ZM131 160V159H130ZM133 160V159H132ZM131 160V161H132ZM141 160V159H139ZM226 160V159H225ZM237 160V159H236ZM242 160V159H241ZM84 161V160H83ZM101 161H100V164H101ZM123 161V160H121ZM120 161V162H121ZM144 162V160H141ZM230 161V160H229ZM234 161V160H232ZM239 160H237L236 162H238ZM72 162V161H71ZM73 162H75V160H73ZM79 162V161H78ZM105 162V161H104ZM111 162V160H110ZM133 162V161H132ZM132 162L128 161L126 163V165L128 166L129 164L133 165ZM233 162L234 165H236L237 163ZM242 162V161H241ZM24 163V164H23ZM107 164V162H105ZM104 163V164H105ZM123 163V162H122ZM134 163V162H133ZM137 163V162H136ZM142 163V162H141ZM46 164V163H45ZM77 164V165H76ZM76 167L80 166L79 164L81 163H76ZM97 164H98V161H97ZM103 164V167H106L108 166V164L106 166H104ZM112 164V163H111ZM125 164V163H124ZM229 164V162L227 163ZM227 164H226V167H227ZM16 165H17V162H16ZM18 165H19V162H18ZM17 165V166H18ZM19 165V167H21ZM83 165V164H81ZM114 165V164H112ZM31 166V165H30ZM121 166V165H120ZM124 166V165H123ZM126 166V167H127ZM140 166V165H139ZM238 166V164H237ZM239 166H241V163L239 164ZM27 169H26V168ZM72 167H75L72 165ZM86 167V166H85ZM85 167H80V169L84 168V170L86 169H90L89 167L85 168ZM119 167V166H118ZM138 167V166H136ZM146 167V166H144ZM214 167H216L214 169ZM235 167V166H233ZM232 167V168H233ZM31 168V167H30ZM43 168V167H41ZM69 168H71V165L69 166ZM107 168V167H106ZM123 168V167H121ZM187 168V169H186ZM190 168V167H189ZM238 168V167H237ZM64 169H67V170H64ZM80 169H75V172L76 173V170H78L79 172L82 170ZM104 169V168H103ZM124 169V168H123ZM128 169V168H127ZM231 169V168H230ZM240 169V168H239ZM237 169V170H239ZM64 170V171H63ZM120 170V169H119ZM129 170H132L129 169ZM134 170V169H133ZM142 170V169H141ZM233 170V169H231ZM236 170V171H237ZM77 171V172H78ZM118 171V170H117ZM136 172V170H134ZM143 171V170H142ZM141 171V172H142ZM242 171V170H241ZM240 171V172H241ZM101 172V170H100ZM132 172V171H131ZM233 172L235 173V171L233 170ZM232 172V173H233ZM239 172V173H240ZM60 173V172H59ZM134 173V172H133ZM138 173L140 174V171H138ZM137 173V174H138ZM143 173V172H142ZM90 174V173H88ZM94 174H92L94 176ZM98 174H101V173H98ZM18 175V174H17ZM15 176V177H18V176ZM19 175V177L21 176ZM120 175V174H119ZM65 176V175H64ZM193 176V175H192ZM218 177L220 176V174L217 175ZM216 176V177H217ZM244 176V174L242 175ZM28 177V178H29ZM59 177V175H58ZM62 177V176H61ZM60 177V179H62ZM86 177V176H85ZM91 177V176H90ZM89 177V178H90ZM46 178L49 180L48 182L46 181ZM56 178V179H55ZM84 179V177H82ZM93 178V177H92ZM143 178V177H142ZM67 179V180H66ZM78 179V178H77ZM80 179V178H79ZM134 179V178H133ZM236 179V180H235ZM240 179V177H239ZM15 181V178L12 179ZM17 180V179H16ZM42 180V181H43ZM54 180V181H59L58 182H55L57 183L58 185H55V186H58L57 188L59 190H57V188H55L56 190H54L53 188L55 187L52 183L51 185L49 186L50 182ZM135 180V179H134ZM235 180V181H234ZM82 181V180H81ZM85 181V180H83ZM82 181V183H83ZM88 181V180H87ZM94 180H92L93 182ZM234 181V182H233ZM240 182V181H239ZM36 183V179L34 180V184ZM78 183H79V180H78ZM81 183V184H82ZM85 183V182H84ZM83 183V184H84ZM88 183V182H87ZM11 184V183H10ZM28 184V183H27ZM33 184V183H32ZM66 184V187L63 188V191H65L64 189L66 188L68 190V186L67 184L68 183H64V186ZM80 184V183H79ZM234 184V185H232ZM239 184V183H238ZM237 184V185H238ZM13 185V184H12ZM15 185V184H14ZM86 185V184H85ZM102 185V186H101ZM39 186L40 188L42 189L41 191H39ZM53 186V188H52ZM84 186V185H83ZM95 186V185H94ZM11 187V186H10ZM33 187V186H32ZM74 189H73V188ZM92 187V186H91ZM235 187V186H234ZM72 188V189H71ZM82 188V186L80 187ZM89 188V187H88ZM110 188V190H108ZM113 188V189H111ZM225 188V187H224ZM86 189V188H85ZM115 189V190H114ZM84 190V189H83ZM93 190V189H92ZM99 190V188H98ZM100 190V192H101ZM56 191V192H55ZM79 191V190H78ZM87 191V190H86ZM131 191H135V195H132L131 196ZM195 191V192H194ZM234 191V192H233ZM83 192V191H82ZM96 192V191H94ZM105 192V191H104ZM102 191V193H104ZM73 195L71 197V195ZM80 193V191H79ZM87 192H85L84 194H86ZM90 193V192H89ZM98 193V192H97ZM109 193H105V194H98L102 197H107L106 199H108L107 201H112L114 203L115 201V197H114V194L110 193V195L112 194L113 196H111L112 198H110V196L108 195ZM217 193V192H216ZM237 193V192H236ZM11 194V193H10ZM240 194V193H239ZM82 195V193L80 194ZM89 195V194H88ZM105 195V196H104ZM107 195V196H106ZM238 195V196H237ZM84 197V195H82ZM92 196V194H91ZM95 196V195H94ZM118 196V195H117ZM124 196V197H123ZM101 197V199H102ZM114 197V198H113ZM126 197V198H125ZM194 197V198H195ZM235 197V198H234ZM236 197H239V201L236 199ZM88 198V197H87ZM100 199V197H97ZM105 198H103V200H105ZM117 198V197H116ZM232 198V200H231ZM47 199V200H48ZM75 199V198H74ZM73 199V200H74ZM74 200L75 201H78V200ZM85 199V198H83ZM91 199V197H90ZM133 199V200H132ZM179 199V200H178ZM196 199V198H195ZM241 199V200H240ZM8 200V199H7ZM51 200V199H50ZM88 200V199H87ZM96 200V199H95ZM102 200V201H103ZM123 200V202H125ZM130 200V199H129ZM128 200V201H129ZM237 200V201H236ZM82 201V199L80 200ZM93 201V200H92ZM122 202V200H119ZM127 201V202H128ZM38 202V200H37ZM44 202V200L42 201ZM98 202V201H97ZM106 201H104V203H106L108 206V204H110V202L108 203ZM27 203V205H28ZM46 203V202H45ZM52 203V202H51ZM101 203V202H100ZM231 203V204H230ZM35 204H36V201H35ZM41 204V203H40ZM43 204V203H42ZM48 204V203H47ZM47 204H44V206H47ZM54 204V203H53ZM56 204V203H55ZM83 204V203H82ZM87 204V203H85ZM117 204V203H116ZM157 204H159L160 207H158L157 209L156 206ZM235 204V203H234ZM26 205V204H25ZM49 205V204H48ZM57 205V204H56ZM79 205L76 203L75 207ZM84 205V204H83ZM91 205V204H89ZM99 205V204H98ZM169 205V204H168ZM174 205V206H175ZM188 205V207H187ZM238 205V204H237ZM236 205V208L238 209ZM92 206V205H91ZM94 206V204H93ZM96 206V204H95ZM94 206V207H95ZM103 206V205H102ZM112 204L109 205L108 207H106L105 209H108V212H109V215H108V219L112 218L113 215V212H112V208H111ZM114 206V204H113ZM112 206V207H113ZM170 206V205H169ZM166 207L168 209H170V207ZM222 208H220V207ZM228 208H226V207ZM11 207V206H10ZM51 207V206H49ZM58 207V206H57ZM71 207V205H70ZM82 207V206H80ZM135 207V206H134ZM191 207V205H190ZM233 207V205H232ZM79 208V207H77ZM76 208V209H77ZM85 208V207H83ZM90 208V207H89ZM171 208H172V205H171ZM226 208V209H225ZM239 208H240V204H239ZM12 209V208H11ZM61 211H62V208H60ZM66 209V208H65ZM82 209V208H80ZM92 209V208H91ZM104 209V210H105ZM114 209V208H113ZM136 209V208H135ZM134 209V210H135ZM236 209V210H237ZM54 210V208L52 209ZM63 210H64V205H63ZM74 209H72V212H75L73 211ZM79 210V209H78ZM97 210V209H96ZM139 210V208L137 209ZM136 210V211H137ZM232 210H235V207L234 209ZM67 211V210H65ZM81 211H85V210H81ZM95 211V210H94ZM93 211V212H94ZM98 211V210H97ZM124 211V210H123ZM131 211V210H130ZM15 212V213H14ZM70 212H71V209H70ZM80 212V210H79ZM92 212V213H93ZM103 212V210H102ZM152 212V213H154ZM238 212V211H236ZM235 212V213H236ZM65 213V212H64ZM63 213V214H64ZM68 213V212H67ZM76 213H78L76 211ZM97 213V212H96ZM104 213V212H103ZM171 213V212H170ZM169 213V214H170ZM239 213V212H238ZM237 213V214H238ZM11 214V216H12ZM66 214V213H65ZM74 214V213H73ZM72 214V215H73ZM80 214H82V212H80ZM122 214V213H121ZM130 214V213H129ZM155 214V213H154ZM154 214L152 216H154ZM236 214V215H237ZM10 215V214H9ZM62 216V214H60ZM68 215V214H67ZM79 215V214H78ZM86 215V214H85ZM125 215V214H124ZM172 215V213H171ZM170 215V216H171ZM241 215H242V212H241ZM239 215V216H241ZM9 216V217H11ZM73 216H76L75 214ZM91 216H95V215H91ZM106 216V215H105ZM104 216V217H105ZM127 216V215H126ZM137 216V215H136ZM139 216V215H138ZM164 216V215H162ZM14 217V216H13ZM59 217V216H58ZM66 217V216H65ZM71 217V216H69ZM77 217V216H76ZM82 217V216H81ZM84 217V215H83ZM88 217V216H87ZM122 217V215H121ZM141 217V216H140ZM169 218V216H167ZM12 218V217H11ZM15 218V217H14ZM62 218H64L62 216ZM72 218V217H71ZM80 218V217H79ZM90 218V217H88ZM93 218V217H91ZM103 218V217H102ZM114 218V217H113ZM127 218V217H126ZM138 218V217H136ZM83 219V218H82ZM80 219V221L82 220ZM104 219V218H103ZM71 220V219H69ZM89 220V219H88ZM114 219H112L113 221ZM74 220H72L73 222ZM96 221V220H95ZM99 221V220H98ZM103 221V220H102ZM71 222V221H70ZM87 222V221H86ZM83 221V223H86ZM89 222V221H88ZM108 222V221H107ZM111 222V221H110ZM91 223V222H90ZM94 223V222H93ZM101 223V222H99ZM74 224V223H72ZM89 224V223H88ZM92 224V223H91ZM96 224V223H95ZM103 224V223H102ZM111 224V223H110ZM48 225V224H47ZM77 225V224H76ZM81 225V224H80ZM83 225V224H82ZM97 225V224H96ZM99 225V224H98ZM105 225V224H104ZM108 225V223H107ZM113 225V224H112ZM111 225V226H112ZM86 226V225H85ZM85 226L83 227V229L85 228ZM77 227V226H76ZM75 227V228H76ZM90 227V226H89ZM97 227V226H96ZM5 229H8V228H5ZM79 229V228H78ZM87 229V228H86ZM88 230V229H87ZM86 230V231H87ZM101 230V229H100ZM99 230V232H100ZM83 231V230H82ZM80 231V232H82ZM111 231V230H110ZM141 231V230H140ZM145 231V230H144ZM78 232V231H77ZM104 232V231H103ZM107 232V231H106ZM105 232V233H106ZM113 232V231H112ZM85 233V231H84ZM88 233V231L86 232ZM83 234V233H82ZM104 234V233H102ZM110 234V233H109ZM105 235V234H104ZM86 236V235H84ZM155 236V235H154ZM153 238L155 239L156 237ZM100 237V236H99ZM109 237V236H108ZM151 238V235L147 236L145 235L143 237V244H147V242H149V239H153ZM90 239V238H89ZM153 239V240H154ZM157 241V240H156ZM166 251V250H164Z\"/></svg>",
    "mask_w": 264,
    "mask_h": 264
}]
</instances>
